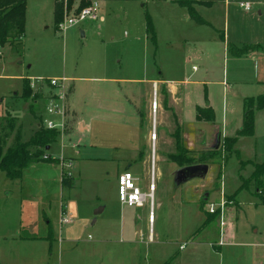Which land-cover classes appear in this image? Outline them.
Here are the masks:
<instances>
[{
    "label": "rangeland",
    "instance_id": "obj_1",
    "mask_svg": "<svg viewBox=\"0 0 264 264\" xmlns=\"http://www.w3.org/2000/svg\"><path fill=\"white\" fill-rule=\"evenodd\" d=\"M200 1L208 2L204 3L205 6H196L198 2L194 0L101 1L99 21L88 20L61 31L55 21V0H27L23 37L0 50V149L4 154L18 135L25 141L40 126L45 127L43 120L48 99L60 91L59 87L50 84V79L66 77L69 81L65 130L59 132L53 153L61 155L66 151L73 156L75 151L79 152L70 169L74 177L69 172L67 157L59 164L62 174L73 179V185L63 187L58 179L56 183L60 188L52 187L54 194L43 197V188L47 187L43 182L48 175L40 169L46 166L45 163L26 170L22 178L23 192L39 197V206L30 209V219H35L38 225L36 233L53 226L55 235L61 239L60 250L64 252V258L53 257V262L163 264L166 260L169 262L170 257L182 255V261H170V264H264V205L255 207L252 201L255 198L263 202L264 194L258 192L255 182L251 181L239 195L241 208L228 195L220 199L223 178L227 192L234 191L254 170L248 159L259 163L264 161V109L256 110L254 135L240 136L239 143H235L231 151L227 150L225 137L216 154L211 150L188 151L185 146L187 152H184L178 150L177 134L181 136V126L174 108L167 105L168 92L159 84L155 87L154 83L129 82L135 79L138 82L147 81L154 76L157 66L158 71H164V78L175 76L182 66L187 73H192L194 64L198 63L189 61L187 52L194 48V42L200 40L204 47L220 48V55L212 68L219 77L218 81L227 65L225 58L233 51H257L259 56L253 55L255 59L251 64L248 62L250 66H246L242 73L230 62L228 89L230 91L234 86L240 97L263 94L264 0ZM241 2L251 3L252 10L245 11ZM59 3L66 8L65 0ZM78 3L79 0H76L73 7H77ZM195 7L212 26L198 24L190 18L188 9ZM147 14L155 26L156 44L148 38ZM81 31L85 32V37H82ZM228 43L230 50L227 51L225 45ZM27 77L35 79V87H31L28 97L23 92V82ZM27 80L31 85L33 80ZM132 87L139 91L135 118L134 107L130 106L134 104L124 97V93L131 92ZM156 100L158 108L153 109L152 104ZM223 101V88L216 85L215 102L221 106ZM73 105L80 108L90 126L86 133H83L82 125L79 130L82 117ZM159 113L165 120L162 125ZM156 130L159 136L162 131L163 139L152 140ZM140 143L144 149L150 148V152L157 145L158 157L163 154L161 144L169 153L166 163L167 167H171L173 176L188 159L198 164L215 162L206 177L208 187L202 191L209 194L208 199L202 196L199 204H191L184 209L175 208L167 223L170 231L163 237L158 234L159 215L162 216L163 211L155 208L157 220L155 227L154 224L152 226L154 241L149 239V200L143 207L131 208L134 225L138 224L139 229L135 228L133 234L127 237L120 234V222L113 220V211L108 205L109 202H120L118 177L123 171H131L133 175L138 172L137 185L142 191H149L151 156L149 172L145 175L130 158L138 151ZM249 187L254 193L249 191ZM223 201H226L225 245L220 246L221 208L214 214L209 212V208L213 205L217 207ZM107 205V211L96 213ZM64 209L72 218L68 224L61 223ZM191 226L190 231L200 228L198 260L187 259L193 241L185 230ZM22 232L23 235L31 233L25 224ZM53 240L50 246L53 244L57 249V237ZM209 241L216 244L210 246ZM184 243V248H187L181 250L180 246ZM164 251L170 255L160 262L159 255Z\"/></svg>",
    "mask_w": 264,
    "mask_h": 264
},
{
    "label": "crops",
    "instance_id": "obj_2",
    "mask_svg": "<svg viewBox=\"0 0 264 264\" xmlns=\"http://www.w3.org/2000/svg\"><path fill=\"white\" fill-rule=\"evenodd\" d=\"M194 1L198 2L196 6H205L204 3L208 2L200 0ZM210 2L213 1H209V3ZM195 10L197 11L196 7ZM205 21L211 25L209 21ZM224 41H226L225 33ZM193 47L194 48H191L187 52V59L189 61L195 60L196 63H198L197 65L194 64V70L192 71V73H187L182 66L180 67V69H177L178 74H176L175 76H167L166 78H164V71H158L159 67L157 66L154 76L150 79H146L147 81L138 82L135 79L129 82L132 84L147 82V84L154 83L156 87L158 84L163 86V88L168 92L167 105H170L171 108H174L173 111L178 116L179 124L181 126L182 141L185 148L188 151L192 152H200V150L213 151L216 150L213 148L218 145L220 134H222V139L225 137L226 139L238 137L239 131L242 129L244 123V102L245 98L247 97H240L234 86H232L230 91L228 89L230 83L228 81L230 62L234 64V66L237 68V71L239 70V73H242L244 72L246 66H250L249 64H251V61L255 59V56L253 57V55L256 54L257 57L259 53L257 51H253L250 53L243 52V54L241 55H237L236 53L228 55L225 58L227 65L223 69V75L222 77H220V81H218L219 77L214 73V69L212 68L213 63H215L216 59L220 55V48L207 46L204 47V45L200 43V40L194 42ZM225 49L227 51L230 50L229 43L225 45ZM169 53H171V50L169 51ZM168 75H170V73H168ZM25 79L32 80L34 78L27 77ZM216 85H221L224 92V101L221 106L215 102ZM261 88L263 89L262 91L264 94V85H262ZM124 97L128 102L134 104L130 106L134 107V118L137 117V109L135 105L136 101L139 100V91L137 89L135 90V88L132 87L131 92H128L127 94L124 93ZM155 102H157L158 104L157 100ZM199 107L211 108L213 112V119H198L197 109ZM73 108H75L76 112L80 115V117H82V120L79 122V126H84L83 133H86L90 129L89 124L85 121L84 115L81 113L80 108L77 105H73ZM159 114L162 125L165 120L161 113ZM80 128L81 126L79 127V130ZM140 129L142 128L140 127ZM75 130L76 129H74L73 132H75ZM155 133L157 134V140L158 137H160V139L164 138L162 131L160 133V136L158 135L157 130L155 131ZM240 138L241 137H239L236 144L239 143ZM28 140V138L25 139V141ZM139 141H141V139ZM55 143H53L49 147V149H46L45 153L47 155H50L53 159L59 161L67 157L69 163H71V165L68 166L70 172L71 167H73L72 164L75 156L78 155L79 152L75 151L73 156H70L66 151L62 152L61 155H55L53 153V146ZM159 146L163 151V154L160 155V157H158L156 153L157 145L150 152V148L144 149V147L141 146V143L138 147V151L134 152V154L130 156L134 165L138 169H140V173H142L143 175L149 172L150 156L152 160L150 186L151 184L154 185V191L152 219H150L149 216V223L151 224V233L149 236L150 241L155 240L152 230V226L154 224L155 227L157 220L155 208H158L159 211H163V215H159L160 223L158 233L159 237H163L165 235H168L170 231V227L169 225L167 226V223L169 222L170 214L173 213V210L175 208L184 209L186 206H190L191 204H199L202 196L208 199L207 197H209V194L207 192L203 193L202 191L206 190V187H208L206 177L209 175L212 166H214L215 164V162L212 161L213 159L210 158L212 164L206 163L209 165V171L206 176L194 177L187 181H179L176 174L175 176H173L171 167H167L166 158L169 157V153L163 149V146L161 144ZM127 162L130 163L129 161ZM157 162L159 163L157 164ZM247 162L252 164L259 163L254 162L252 159H248ZM40 164L41 163L32 165L26 170H31ZM44 165L46 166H43L40 171L46 172L48 177L43 182V185L47 184V187L46 189L43 188L42 196L48 198L55 192V190H52V187H58L59 189L60 185L63 186V169L60 168L59 163H45ZM253 171L254 170H252L250 173L252 174ZM70 174L72 175V172H70ZM134 175L136 180L139 181V173L136 172ZM23 176L20 179H10L7 176L6 172L0 169V264H51L54 261L52 260L53 257V259L58 257L59 260H62V258H64V252L61 253L60 250L62 242L60 237L55 235V227L51 226L50 228H47V231H42L40 232V234L36 233L38 225L36 224L35 219H30V217L33 207L39 206V197L36 196V194L29 195V193L23 192ZM72 177L74 176L72 175ZM58 179L60 181V185H57L56 183V180ZM150 186L148 192H143L149 194ZM240 186L241 185L237 186L238 188L234 191L227 192L225 178H223L220 199H225L226 195H228L229 198L231 197V199H233L235 203L238 204V208H241L239 195L242 190H239ZM250 187L248 188L249 191L254 193V191L250 190ZM157 198L158 202L156 204L155 201ZM252 201L255 207L264 205L263 202L257 199L255 200V198H253ZM109 204L111 205L110 210L113 211L111 217H113L114 221L120 222V234L123 237H127L128 235L133 234V230L135 228L139 229L138 224L134 225V219L131 209L132 207L123 205L121 202H117L116 204L115 202H109L108 205ZM108 205L104 207L103 211L108 210ZM64 210L66 211V209ZM49 223L50 222H48V224ZM24 224L31 231V233L28 235H23L22 228L24 227ZM233 224L236 226V222H233ZM192 227L193 226L185 230V233L187 235H191L190 239L193 241V247L190 250V256H187V259L190 260L195 258L196 260H198L200 258V228L190 231ZM55 237H57L58 242L57 249H55L53 244L50 246V243L54 242L53 239ZM190 239L188 240L189 242ZM160 243L165 244L168 242L160 241ZM215 244V241L208 242V245L210 246H214ZM183 245L186 246L185 243L181 246ZM186 248H181V250H185ZM162 253L159 255L160 262L166 260L170 255L167 254L166 251ZM175 257L176 256L170 257L169 264L171 263L170 261H182V255L180 257ZM166 261L165 263H168V261ZM187 264H190V262H187Z\"/></svg>",
    "mask_w": 264,
    "mask_h": 264
},
{
    "label": "trees",
    "instance_id": "obj_3",
    "mask_svg": "<svg viewBox=\"0 0 264 264\" xmlns=\"http://www.w3.org/2000/svg\"><path fill=\"white\" fill-rule=\"evenodd\" d=\"M60 0H55V21L57 27L63 21L65 15L64 4L59 3ZM76 0H68V9H75L76 12L81 11L86 6L90 5L93 0H79L78 6L73 7V3ZM99 1H123V0H99ZM189 14L193 20L201 25L208 24L198 12L192 8L188 9ZM26 13H27V0H0V46L3 47L6 44H12L14 41L21 40L25 33L26 26ZM146 31L151 41L156 44V31L152 18L149 14L146 16ZM237 55L243 54L242 52L233 51ZM31 85L29 80L25 79L23 82L24 95L28 97L31 93ZM244 123L242 129L239 131L238 137L227 138V150H232L237 139L240 136H252L255 132V113L256 110L264 109V94L257 97H247L244 102ZM35 113L32 110V115ZM198 119H213V112L211 108H198ZM59 135L58 130L47 129L44 126H40L39 130L28 140L23 141L21 136L18 135L15 138L14 143L3 154L0 149V169L6 172L10 179H20L26 169L32 165L38 163H59V160L53 159L50 155H47L46 149L56 142ZM177 146L178 150L187 152L184 149L182 136L177 134ZM1 148V146H0ZM34 150V151H33ZM213 153H217L219 149L213 150ZM199 162H193L192 159H188L185 163H182L180 167L190 166L198 164ZM254 171L251 176L240 186L239 190H242L249 186L251 181L256 184L257 191L264 189V162L254 163ZM73 179L65 177L63 174L62 184L66 187H71ZM264 203V201H263ZM210 214V213H209ZM165 264H169L165 263Z\"/></svg>",
    "mask_w": 264,
    "mask_h": 264
},
{
    "label": "built area",
    "instance_id": "obj_4",
    "mask_svg": "<svg viewBox=\"0 0 264 264\" xmlns=\"http://www.w3.org/2000/svg\"><path fill=\"white\" fill-rule=\"evenodd\" d=\"M66 8L65 15L63 21L59 24V30L65 31L75 25L83 23L85 21H99L101 19L100 16V1L93 0L90 5L83 8L81 11L76 12L75 9L69 10L67 7L68 0H65ZM241 6L245 9V11L252 10V4L249 2H241ZM2 47L0 46V50ZM31 87H35V79H32ZM38 80H42L41 78ZM68 79L66 77L63 78H54L50 79V84L55 87H59V92L57 95H53L50 99H48V103L45 107V118L43 123L45 128L64 131L65 130V122H66V110L68 104L67 97V87H68ZM156 87V86H155ZM154 109H156V105H154ZM63 133V132H61ZM155 134V133H154ZM154 138V136H153ZM222 144V142H221ZM221 147V146H220ZM71 163H68L70 166ZM136 178L131 171H123L118 177V195L119 200L123 205H127L130 207H143L145 203L149 200L151 204L150 211V219L153 216V191L154 185L151 184L149 194L144 193L141 188L137 185ZM261 194H264V189L258 190ZM225 204L226 201L221 202L217 207L213 205L209 208V212L214 214L216 211L221 208L219 212V217L221 220V239L218 245L223 246L224 238H225ZM72 221L71 216L63 210V214L61 217L62 224H68ZM182 248L185 245L181 246ZM51 264H60L58 262H52Z\"/></svg>",
    "mask_w": 264,
    "mask_h": 264
},
{
    "label": "water",
    "instance_id": "obj_5",
    "mask_svg": "<svg viewBox=\"0 0 264 264\" xmlns=\"http://www.w3.org/2000/svg\"><path fill=\"white\" fill-rule=\"evenodd\" d=\"M82 37H85V32L81 31ZM222 142V134H220L218 139V145L214 147L213 149L220 148ZM49 149V147L47 148ZM209 171V165L206 163L201 164H194L190 166L181 167L177 170V179L179 181H187L189 179H192L194 177H201L206 176ZM103 211L102 208L98 209L96 213H101Z\"/></svg>",
    "mask_w": 264,
    "mask_h": 264
},
{
    "label": "bare ground",
    "instance_id": "obj_6",
    "mask_svg": "<svg viewBox=\"0 0 264 264\" xmlns=\"http://www.w3.org/2000/svg\"><path fill=\"white\" fill-rule=\"evenodd\" d=\"M152 105H153L152 107H153V109H154V107H155L154 105H156V108H157V105H158V104H157V102H154ZM153 136H154V138H153ZM152 138H153L152 140H155V141L157 140V135H156V133H155L154 135L152 134Z\"/></svg>",
    "mask_w": 264,
    "mask_h": 264
}]
</instances>
